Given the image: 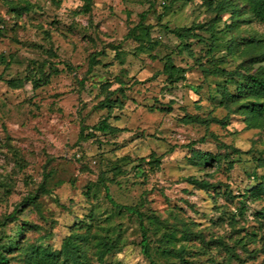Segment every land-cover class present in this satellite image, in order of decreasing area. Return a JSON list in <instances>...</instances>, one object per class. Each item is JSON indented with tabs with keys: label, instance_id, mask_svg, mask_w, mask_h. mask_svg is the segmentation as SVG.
Listing matches in <instances>:
<instances>
[{
	"label": "rangeland",
	"instance_id": "1",
	"mask_svg": "<svg viewBox=\"0 0 264 264\" xmlns=\"http://www.w3.org/2000/svg\"><path fill=\"white\" fill-rule=\"evenodd\" d=\"M248 9L246 0H0L9 264H40L36 250L60 253L71 237L73 264H150L145 235L158 264H264V194L253 196L264 126L248 123L256 99L238 93L249 75L264 79V23ZM32 61L58 73L43 77ZM168 61L184 79L172 81ZM26 76L39 87L8 83ZM198 151L221 161L197 165Z\"/></svg>",
	"mask_w": 264,
	"mask_h": 264
},
{
	"label": "trees",
	"instance_id": "2",
	"mask_svg": "<svg viewBox=\"0 0 264 264\" xmlns=\"http://www.w3.org/2000/svg\"><path fill=\"white\" fill-rule=\"evenodd\" d=\"M88 1V0H87ZM209 1V0H208ZM248 1L249 5V12L253 15L254 19H256L259 22L264 23V0H246ZM213 3H211L212 5ZM219 7L221 8V11H229V9L223 7L219 3ZM230 9L233 11L232 12V18L233 20H237L241 17V15H238L237 13L239 12V9L237 8L236 5L230 3ZM178 35H182L181 33H178ZM30 64L34 67L33 69L36 72H39L40 74L43 75V77H47L46 73L44 72L45 68L49 67L51 69L54 68V65L49 64L47 61H32ZM214 68L216 69L215 74L217 75H222L224 73V70H221L219 68V61L214 60L213 61ZM167 68L171 70V76L173 77L172 81L174 82V77H176L177 80L179 79H184L185 77L183 75H180L181 70H177L176 67L173 65L171 61L167 62ZM53 71L58 73V69H53ZM180 75V76H179ZM260 76L254 74V75H249L246 78L248 87L239 85L238 86V93L241 95L242 93H245V95L251 96L256 99L255 102L249 103V111H248V123L254 127L264 126V103L263 102H258L260 99H264V79L259 78ZM31 82L34 88L39 87V81L41 79H33L32 76H26L25 78L19 79L17 82L16 80H10L8 83L12 86L15 87H20L23 85L25 82ZM224 95V93H223ZM231 95V94H227ZM233 99V97H231ZM111 129V127L105 122L102 124V126L99 128V131L107 132ZM194 163L197 165H207L209 162H214L216 164L220 163L221 159L218 157L213 156L212 154L209 153H203V152H194ZM261 194H264V182H262L255 190L253 193V196H259ZM36 197L31 196L28 198L29 203L32 202L34 203ZM14 218V214L10 215L9 217L5 218V220L0 222V230L4 229L8 223L10 222L11 219ZM165 242L167 244H172L173 241H175V235L173 233H168L166 232L164 235ZM106 248H105V253L104 255L108 254L110 251V247L106 243ZM141 245L143 247V254L145 255L146 258L150 260V264H158L153 257V254L150 250V245H149V239L148 236L145 235V239L141 242ZM17 247V241L12 239L9 241L8 244L3 243L0 245V264H9V258L4 254V252H9L12 250H15ZM79 252H80V247L79 245L73 241V238H69L68 241L64 244L63 251L57 254H45L44 251L36 250L34 253L36 255L37 262L40 264H73L77 259H79ZM174 248H164V247H159L156 251V254L162 255L163 257L170 259L171 257H174ZM64 257V260L61 261L60 257ZM61 261V262H60ZM73 262V263H72Z\"/></svg>",
	"mask_w": 264,
	"mask_h": 264
}]
</instances>
